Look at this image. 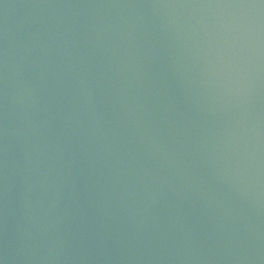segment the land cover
Wrapping results in <instances>:
<instances>
[{
  "label": "water",
  "instance_id": "obj_1",
  "mask_svg": "<svg viewBox=\"0 0 264 264\" xmlns=\"http://www.w3.org/2000/svg\"><path fill=\"white\" fill-rule=\"evenodd\" d=\"M40 264H264V0H11Z\"/></svg>",
  "mask_w": 264,
  "mask_h": 264
}]
</instances>
